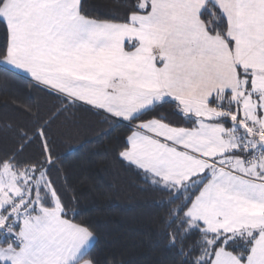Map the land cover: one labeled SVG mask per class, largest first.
<instances>
[{"label":"snow or ice","instance_id":"1","mask_svg":"<svg viewBox=\"0 0 264 264\" xmlns=\"http://www.w3.org/2000/svg\"><path fill=\"white\" fill-rule=\"evenodd\" d=\"M0 0V264H117L74 209L52 125L122 130L116 160L158 193L172 264H264V0ZM69 193H72L69 195Z\"/></svg>","mask_w":264,"mask_h":264},{"label":"trees","instance_id":"2","mask_svg":"<svg viewBox=\"0 0 264 264\" xmlns=\"http://www.w3.org/2000/svg\"><path fill=\"white\" fill-rule=\"evenodd\" d=\"M89 3L103 10L117 6L111 0ZM3 42L0 29V45ZM5 89L41 114H47L57 103L25 80L0 74V123L20 120L11 107L3 108L5 102L11 103L4 95ZM66 115L67 119L62 116L52 125L54 150L61 156L75 188V211L97 233L95 254L101 261L115 258L117 264H172V254L163 243L165 210L159 206L160 195L146 189L116 160L114 148L123 131L109 132L107 124L86 112ZM3 143L0 140V146Z\"/></svg>","mask_w":264,"mask_h":264}]
</instances>
